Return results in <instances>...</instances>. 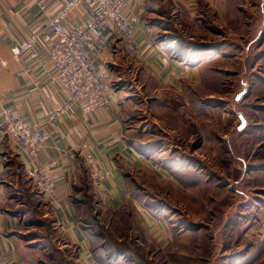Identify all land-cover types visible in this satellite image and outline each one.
Here are the masks:
<instances>
[{"label": "crops", "instance_id": "obj_1", "mask_svg": "<svg viewBox=\"0 0 264 264\" xmlns=\"http://www.w3.org/2000/svg\"><path fill=\"white\" fill-rule=\"evenodd\" d=\"M65 1L0 0V115L8 110L46 136L35 158L7 136L0 137V264H41L45 258H53L41 245V236L33 239L27 235L26 216L19 210L24 203L19 201L23 195L20 187H28L43 202L61 247L72 248L78 264H100L90 251L89 237L80 227L78 212L69 199L73 185L84 179L90 182L100 212L112 217L127 214V207H131L145 238L155 244L158 253L176 252L178 257L179 250L172 251L173 246L186 237L192 243H180V256L189 258V251L198 242L195 228L202 226L192 225L191 216L184 219L175 212L179 207L166 198L164 203L160 194L146 191L144 184L152 185L154 181L158 183L157 191L186 195L188 203L195 206V183L203 168L194 166L196 153L185 156L179 151L173 153L170 147L153 146L152 142L135 138L137 131L129 121L141 110L143 94L146 99L145 94L152 92V98L159 101L174 100L181 94L183 77L190 75L196 65L189 66L186 55L195 56L196 52L168 36L170 31L157 21L161 16L149 0H123V17L128 24L124 32L114 30L109 22L94 21L84 6L76 7L62 20V26L69 30L82 23L88 33L81 50L99 76L104 102L94 110H84L72 102L71 90L55 80V64L48 54L54 38L47 13L59 11ZM227 1L204 0L217 12ZM171 3L175 9L181 8L179 18H191L199 1ZM31 34L36 36L32 51L37 55H15L12 46ZM168 109L167 103H162L161 110ZM246 121L250 123L247 118ZM87 155L94 166L109 173L102 188L88 176ZM247 169L264 175L257 164L251 163ZM180 172H188L189 176L184 178ZM43 173L53 177L50 195L38 183ZM231 184L234 185L228 179L222 185L232 191ZM153 198L156 202L149 204L147 200ZM53 239L50 236L46 243L54 244ZM58 244L55 243L60 249Z\"/></svg>", "mask_w": 264, "mask_h": 264}, {"label": "rangeland", "instance_id": "obj_2", "mask_svg": "<svg viewBox=\"0 0 264 264\" xmlns=\"http://www.w3.org/2000/svg\"><path fill=\"white\" fill-rule=\"evenodd\" d=\"M198 1L193 17L179 18L181 8L175 9L169 0L167 12L161 15L166 25L163 28L172 30L169 19L186 44L202 43L216 48L199 57V53L185 45L195 53L186 55L187 63L196 65L190 75L183 77L181 94L170 101L154 100L152 92L145 94L144 99L143 94L141 110L129 121L139 140L170 147L173 153L179 151L185 156L196 153L194 166L203 168V173L197 174L195 206L188 203L186 195L184 198L167 194L165 189L157 191L158 183L154 181L152 185L150 182L144 185L146 191L151 189L160 194L164 203L169 199L179 207L175 212L184 219L191 216L192 225L202 226L195 228L198 242L186 259L180 256L181 244L192 243L186 237L173 246L172 251L179 250L178 257L176 252L158 253L155 244L145 238L131 207H127V214L110 217L100 212L95 198L92 199L94 229L109 244L125 243L135 249L137 255L127 253L143 264H264V175L247 169L251 163H264V137L256 135V131L236 130L238 113H246L251 122L263 123L258 107L264 105V91L254 92V76L256 73L264 76V57L259 54L264 53V0H228L219 12L208 7L204 0ZM250 85L252 90L248 91ZM162 103H167V112L161 110ZM179 174L189 176L188 172ZM241 174L243 178L239 177ZM228 179L235 185H230L232 191L222 185ZM80 185L84 189L78 196L84 198V193L93 192L92 188L90 192L84 184ZM153 200L147 201L153 204L156 202ZM19 201L25 203V196L20 195ZM39 209L40 224H27V235L34 239L48 229L50 236H54V244H58L52 217L44 205ZM183 222L187 225V221ZM59 244L60 249L55 245L59 252H55L41 239V245L53 254L52 259L45 258L41 264H78L72 248Z\"/></svg>", "mask_w": 264, "mask_h": 264}, {"label": "built area", "instance_id": "obj_3", "mask_svg": "<svg viewBox=\"0 0 264 264\" xmlns=\"http://www.w3.org/2000/svg\"><path fill=\"white\" fill-rule=\"evenodd\" d=\"M123 0H66L61 9L54 14L47 13L50 18V28L53 42L49 49V58L55 64V80L62 88L71 90V100L76 101L84 110H94L103 105L102 84L89 59L83 54L81 48L88 38L82 23L72 29H64L62 20L70 15L76 7L84 6L93 15L94 21L109 22L116 31H126L127 20L123 17ZM35 34L12 46L15 55L29 52L32 56L37 53L32 51L35 44ZM7 136L18 148L26 151L31 157L39 155L46 136L44 133L33 130L18 116L8 110L0 115V137ZM88 162V176L98 188L105 185L109 173L92 164L90 155L86 156ZM39 185L46 195L53 190V177L48 173L39 174Z\"/></svg>", "mask_w": 264, "mask_h": 264}, {"label": "trees", "instance_id": "obj_4", "mask_svg": "<svg viewBox=\"0 0 264 264\" xmlns=\"http://www.w3.org/2000/svg\"><path fill=\"white\" fill-rule=\"evenodd\" d=\"M168 1L169 0H149V2L152 5L156 6L158 14L160 16L162 15V13L167 12ZM157 21H162V19L159 18L157 19ZM167 22L171 26V29H172L168 36L172 37L173 39H176V41L182 46L188 45L195 52H197V54L199 53L198 54L199 57L202 56V54H209L211 51H213L216 48L212 46L211 47L205 46L202 43L190 42L189 44H186L184 42V39L179 34V31L175 28V26L173 27V24L170 23L171 21H169L168 19ZM163 23L164 22L162 21V26L164 27L165 24ZM259 54H260V57H264L263 52H260ZM254 77H255L254 81L256 83L254 85V87L256 88L254 92H257V93L260 92L257 90L264 91V76L256 73ZM249 90H252L251 85L248 88V91ZM245 96L246 95H244V97ZM258 109H259L258 114L263 116V123H261V121H255V122L250 121V123H247V125L240 132L256 131L255 132L256 135L264 137V105H261L260 107H258ZM243 114L247 118V114L246 113H243ZM255 116L257 117L258 115L256 114ZM259 166L261 169L264 170V163H262ZM80 184H84L85 188L87 187V190L89 191L92 188L90 186V182L87 181L86 179L82 180L81 182L75 183L73 185V190L71 194L69 195V199L72 201V203L74 204L78 212L80 227L82 228L84 233L89 237L90 244H91L90 251L93 257L95 258V260L99 262L100 264H143V263L135 261L133 255L138 254L135 249L133 248L131 249L125 243L113 242L109 244L107 243V241H105L106 238L104 237L105 238L104 239L102 235L96 229H94V222H93L94 215H93V204H92V199L94 198V195H93V192L92 193L86 192L83 194V196H85L86 198L85 197L82 198L78 196L77 193L80 192L82 189H84L83 186ZM22 192H23V195L25 196V203H23L19 207V210L23 212L26 216V225L31 224V223L40 224L39 214L41 213V211L39 208L40 206L43 205L42 204L43 202L39 201L40 199L35 195V192L31 191L28 187L27 188L25 187V190L22 189ZM87 216H90V218H86ZM39 236L44 238L45 241L49 240L50 234H49L48 229L42 232V234ZM49 245L51 246V249H53V251L59 252L58 250H56L57 247L55 249V244L49 243ZM127 252H131L133 253V255ZM58 259L59 260L62 259L61 255H58Z\"/></svg>", "mask_w": 264, "mask_h": 264}, {"label": "water", "instance_id": "obj_5", "mask_svg": "<svg viewBox=\"0 0 264 264\" xmlns=\"http://www.w3.org/2000/svg\"><path fill=\"white\" fill-rule=\"evenodd\" d=\"M238 119H239V124L237 125V129L242 130L247 124L246 118L243 115V113H238Z\"/></svg>", "mask_w": 264, "mask_h": 264}]
</instances>
